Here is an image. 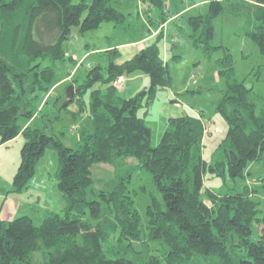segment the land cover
<instances>
[{
  "label": "trees",
  "instance_id": "trees-1",
  "mask_svg": "<svg viewBox=\"0 0 264 264\" xmlns=\"http://www.w3.org/2000/svg\"><path fill=\"white\" fill-rule=\"evenodd\" d=\"M146 1L161 4V0ZM112 2L0 0V141L23 137L14 177L17 187L31 177L44 150L53 148L57 153L56 188L64 200V207L46 212L39 226L29 216L0 219V264H264V211L252 198L264 185L220 187L218 191L204 185L206 174L244 179L248 163L264 153V96L255 100L253 88L233 78L227 53L216 60L217 75L225 80L217 109L227 130L208 159L203 156V140L222 132L214 133V126L205 132V125L211 124L202 117L170 118L152 146L151 129L138 115L151 104L157 88L170 84L157 41L122 63L114 60L115 48L107 51L106 77L96 64L83 83L76 85V95L66 106L62 107L65 97L55 99L57 111L71 113L75 119L80 114L88 118V125L78 129L73 146L53 132L29 126L21 129L16 124L18 117L30 120L37 114L41 93L44 99L51 95L55 62L67 57L63 44L72 38L74 27L85 32L103 22H122L124 15ZM233 2L246 5L255 20L246 35L264 44V0H211L208 16L189 20L195 27L202 25L199 48L208 56L213 48L205 42L211 18ZM134 71L145 73L149 85L122 98L112 82ZM96 83L102 86L90 90L86 105L82 95ZM70 104L75 110H69ZM134 162L148 173L160 197L151 194L145 224L127 192L131 171L110 190L92 187L94 165L119 170ZM141 239L154 244L142 261L115 256L133 249L132 243Z\"/></svg>",
  "mask_w": 264,
  "mask_h": 264
},
{
  "label": "rangeland",
  "instance_id": "rangeland-1",
  "mask_svg": "<svg viewBox=\"0 0 264 264\" xmlns=\"http://www.w3.org/2000/svg\"><path fill=\"white\" fill-rule=\"evenodd\" d=\"M79 1L81 0H72L73 3ZM82 1L87 4L91 2ZM210 1L161 0L160 6H154L146 0H113V7L124 15L122 22H103L95 30L85 32H78L74 27L72 38L63 44L65 53L70 52L72 55L55 62L56 83L50 91L51 95L44 99V94L41 93L37 101V114L30 120L18 117L16 124L21 129L29 126L46 133L53 132L64 144L73 146L78 137V129L88 125V118L80 114L75 119L71 113L57 111V103L56 108L54 107L55 99L65 97V90L69 85L73 86L76 95V85L83 83L90 67L96 64L102 67V74L106 77L107 51L115 48L118 54L114 60L122 63L135 54L134 48H129L128 43L145 38L157 30L143 44L146 46L153 41L158 42L160 55L167 64L171 80L169 86L156 89L151 104L141 108L138 115L144 118L151 129L152 146L158 143L170 118L186 114L202 117L214 126V133L220 132L219 130L222 132L208 135L203 140V156L208 159L227 130V124L217 109L225 80L217 75L216 60L222 59L227 53L230 56L233 78L242 82L246 88L252 87V98L255 100L264 96V44L261 45L246 35L255 25L246 5L226 3L225 9L210 21V34L208 41H205L213 47L210 55L199 48L198 41L202 37L203 27H195L189 20L208 16ZM157 34L160 35L159 39L155 38ZM87 52L89 54L83 56ZM63 78V82L59 83ZM148 85L147 75L134 71L123 76V82L116 92L122 98H129L145 90ZM99 86L102 85L96 83L83 93L86 105L90 90ZM74 104L69 105V110H75ZM23 142L21 135L2 143L0 141V219L3 218L4 209L10 207L9 201L12 199L15 211L6 219L29 216L33 224L39 226L46 212L64 207V200L56 188L57 153L53 148L47 147L36 161L31 177L25 185L17 187L14 177L21 160ZM123 165L119 170L117 166L94 165L91 168L92 187L94 190H110L116 185L118 178L131 171L127 192L142 224H145L146 207L151 194L158 199L160 197L153 189L147 172L137 168L135 162ZM261 184L264 185V153L259 160L248 163L244 179H219L206 174L204 182L205 187L213 191H218L220 187L241 189L244 185L259 187ZM252 198L259 203L260 210L264 211V190L258 188ZM132 248L124 249L115 256L140 262L151 254L150 249H154V244H146L141 239L133 242Z\"/></svg>",
  "mask_w": 264,
  "mask_h": 264
},
{
  "label": "crops",
  "instance_id": "crops-1",
  "mask_svg": "<svg viewBox=\"0 0 264 264\" xmlns=\"http://www.w3.org/2000/svg\"><path fill=\"white\" fill-rule=\"evenodd\" d=\"M157 31V30H156ZM156 31H153L152 32V34H150L149 36H147V37H145V38H141V39H138V40H135L134 42H132V43H128L127 45H130L129 46V48H134V51H135V54L137 53V52H139L142 48H144L145 46H144V44H143V42L145 41V40H147V39H149V38H151V37H153L152 35H154L155 33H156ZM87 48V47H86ZM69 54H71L70 52L68 53V54H66L67 56H70ZM84 54V53H83ZM89 53L87 52L86 54H84L83 56H87ZM134 54V55H135ZM72 55V54H71ZM133 55V56H134ZM63 80H64V78L63 79H61L60 81H59V83L60 82H63ZM9 204H10V207H6L5 209H4V211L2 212V219L3 220H7L6 218H9V217H11V215H13L14 213V211H15V207H14V202H13V200L11 199V201H9Z\"/></svg>",
  "mask_w": 264,
  "mask_h": 264
},
{
  "label": "water",
  "instance_id": "water-1",
  "mask_svg": "<svg viewBox=\"0 0 264 264\" xmlns=\"http://www.w3.org/2000/svg\"><path fill=\"white\" fill-rule=\"evenodd\" d=\"M73 91H74V89H73V86L72 85H69L66 88V90H65V99H64V101L62 103V107L66 106V104L71 101L72 96L74 94Z\"/></svg>",
  "mask_w": 264,
  "mask_h": 264
},
{
  "label": "built area",
  "instance_id": "built-area-1",
  "mask_svg": "<svg viewBox=\"0 0 264 264\" xmlns=\"http://www.w3.org/2000/svg\"><path fill=\"white\" fill-rule=\"evenodd\" d=\"M121 82H123V76H119V77H117L116 78V80H114L113 82H112V86L115 88V89H118L119 88V86H120V83ZM213 126V125H212ZM211 129H212V127H211V125H205V132H209V131H211ZM213 130H214V128H213Z\"/></svg>",
  "mask_w": 264,
  "mask_h": 264
}]
</instances>
